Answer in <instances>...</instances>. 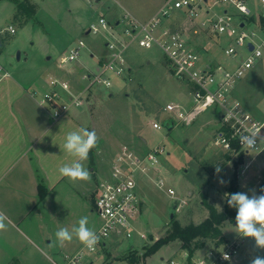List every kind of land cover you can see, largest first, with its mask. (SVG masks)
Wrapping results in <instances>:
<instances>
[{"label":"rangeland","instance_id":"1","mask_svg":"<svg viewBox=\"0 0 264 264\" xmlns=\"http://www.w3.org/2000/svg\"><path fill=\"white\" fill-rule=\"evenodd\" d=\"M164 1L33 0L38 5L36 18L20 24L14 22L15 7L12 1L0 0V40L4 39L0 66L15 74L32 78L37 75L40 96L48 87L43 88L39 83L44 84V80L49 83L51 73L75 83V88L72 85L75 92L84 90L83 104L71 106V109L79 111L77 115L80 112L84 114L83 123L88 125L89 131H95L98 137L87 159L94 170L91 180L94 187L103 176H108L114 158L124 144L132 146L137 154L152 150L156 144L166 146L160 163L140 173L138 192L142 197V213L134 229L126 236L121 231L108 239L106 245L93 255L90 264H131L128 258L141 256L144 244H150L164 235L175 203L178 206L173 216L176 215L183 224L199 222L208 216V210L202 205V193L219 209H223L233 176L237 177L240 192L252 195L251 190H254L256 195L262 194L260 186L264 182V152L250 160L246 176H238L241 160L237 157L228 159L215 172L224 152L222 147L219 148L213 142L218 123L212 108L188 125L172 121L171 129L153 127L155 121L167 120L164 106L169 101L184 107L191 103L185 81L172 71L158 46L145 48L132 45L128 49L126 61L129 72L123 76L110 75V86L99 82L91 84L92 77L89 78L88 74L96 72L98 60L103 62L106 49L104 37L87 33L88 25L99 16H105L110 23H117L125 12L146 20L159 11ZM259 2H249L256 18L264 14ZM177 14L174 11L167 20L175 19ZM9 25L15 27L14 33L8 30ZM188 27L191 28L190 23ZM80 38L86 41L87 47L82 48L76 61L68 63L64 69L60 68L59 56L67 53ZM90 50L95 56L90 55ZM18 52L20 58H17ZM239 52L242 55L248 53L245 47L239 48ZM229 58L226 54H220L217 60L223 64L231 61L235 65L236 62ZM237 93L249 111L263 116L264 56L239 81ZM254 154L255 151L250 152L249 158ZM244 161L247 162L248 158ZM156 177L162 178L163 184L157 185L154 181ZM170 189L174 193H170ZM99 224L101 219L93 212L88 218L89 228L93 231ZM235 227L236 224L227 222L222 229L227 240L238 239L241 243L239 253L221 264H250L254 256H264V249L255 247L254 239L239 235ZM57 231L51 225L44 232L41 229L34 232H18L14 229L0 232V264L61 263L57 244L63 246V252L67 253L76 251L83 244L75 236L71 241L61 243L55 235ZM46 238L51 239V242H45ZM214 248L216 241L208 240L203 248L187 256V252L180 248L179 241L173 240L141 259L140 264H172L171 260L178 264H193Z\"/></svg>","mask_w":264,"mask_h":264},{"label":"built area","instance_id":"2","mask_svg":"<svg viewBox=\"0 0 264 264\" xmlns=\"http://www.w3.org/2000/svg\"><path fill=\"white\" fill-rule=\"evenodd\" d=\"M259 1L264 8V0ZM249 2L250 0H165L159 11L146 20L138 19L129 12H125L117 23H110L105 16H99L88 25L87 33L101 34L104 37L106 56L102 63L97 64L96 72L88 74L89 78L92 77L91 84L99 82L110 86V75L123 76L129 72L126 61L128 49L132 45L145 48L158 46L172 71L185 81L191 95V103L186 107L172 101L165 104L167 121L188 125L201 113L212 108L218 123L213 142L231 157H241L237 173L238 176H246L250 160L264 152V141L257 139L256 147L249 148L242 139L251 134L264 137V101L263 116L259 117L233 94L239 81L264 56V14L256 18ZM178 10L185 13L187 24H168L167 18ZM8 30L14 33L15 27L9 25ZM203 32L209 35L208 41L224 37L225 40L216 41L222 44V54L229 56L236 64L231 65V61L227 64L220 60L205 61L203 58L208 51L207 41L196 39ZM84 47H87L86 41L78 39L67 53L59 56L58 66L64 68L68 63L76 61ZM242 47L247 49L246 55L240 54L239 48ZM49 83L51 87L44 92L42 102L53 107L55 117L67 112L71 106L83 104L84 90L75 93L71 91L69 82L54 76L50 77ZM61 89L68 92V97H63ZM153 127L166 128L163 120L155 121ZM165 148V144L160 143L144 154H137L132 146H122L108 176L102 178L97 185L94 207L101 219V224L94 231L98 237L97 244L92 249L82 245L72 253H64L61 255L62 262L54 261L55 264H90L93 255L106 245L108 239L121 231L126 236L134 229L142 213V197L138 192L140 173L160 163ZM252 151L255 154L249 158ZM246 158L247 162L244 161ZM154 181L157 185L163 184L160 177H156ZM260 188L264 189V182ZM169 192L174 193V190L170 189ZM141 236L145 237L143 234ZM240 244L238 239L227 240L221 247L217 245L208 250L193 264L224 263L239 253ZM185 255L188 256V253ZM171 263L178 264L174 260Z\"/></svg>","mask_w":264,"mask_h":264},{"label":"crops","instance_id":"3","mask_svg":"<svg viewBox=\"0 0 264 264\" xmlns=\"http://www.w3.org/2000/svg\"><path fill=\"white\" fill-rule=\"evenodd\" d=\"M177 12V17L167 23L187 24L185 13L181 10ZM208 38L209 35L204 32L196 37L201 42L207 41L208 51L204 53L203 59L217 60L222 54V44L216 40L225 39L220 36L219 39L211 38L208 41ZM90 55L95 56L92 50ZM36 78L37 75L32 78L15 74L0 66V212L8 217L4 231L14 229L18 232H34L41 229L44 232L51 225L58 230L68 228L71 231L74 226L78 227L80 218H89L96 212L94 202L98 184L94 187L91 181L94 170L88 160L82 163L90 171V180L73 182L60 174L62 166L70 165L77 159L63 145L69 132L79 128L89 130V127L83 123L84 114L80 112L77 115L79 111L76 109L70 108L55 117L53 107L42 102ZM59 79L69 82L71 91L75 92V83L64 77ZM39 84L50 89L47 80ZM60 91L63 97H68V92ZM233 94L238 97L237 86ZM39 183L48 189L40 203ZM45 242L50 243L51 239L46 238ZM57 247L60 256L67 253L63 252L60 244Z\"/></svg>","mask_w":264,"mask_h":264},{"label":"clouds","instance_id":"4","mask_svg":"<svg viewBox=\"0 0 264 264\" xmlns=\"http://www.w3.org/2000/svg\"><path fill=\"white\" fill-rule=\"evenodd\" d=\"M97 135L95 131L86 128H79L67 134L64 149L75 159L70 165H64L59 169L62 176L70 181L90 180V171L84 167L83 161L88 159L89 152L96 146ZM243 141L249 148H255L257 139L264 141V137L258 134H251L243 137ZM252 195L246 192L229 193L227 203L236 209V229L242 237L252 238L255 247L264 249V189L260 195H256L254 190ZM8 217L0 212V231L6 230ZM59 242L71 241L75 236L85 247L92 249L98 242V237L94 231L88 227V217L79 219L78 227L74 226L71 231L68 228H60L56 232ZM250 264H264V256H254Z\"/></svg>","mask_w":264,"mask_h":264},{"label":"trees","instance_id":"5","mask_svg":"<svg viewBox=\"0 0 264 264\" xmlns=\"http://www.w3.org/2000/svg\"><path fill=\"white\" fill-rule=\"evenodd\" d=\"M11 1L15 4L14 22L24 24L36 18L38 5L33 0ZM3 42L4 39L1 38L0 53L3 50ZM167 124H169L168 121ZM91 152L92 149L90 150ZM223 155L222 160L218 162L219 165L215 167V172H218L226 161L231 158L229 153H224ZM239 159L241 160V157ZM47 192L48 189L42 183H39V203L44 200ZM234 192H240L236 176L231 178L227 194ZM201 196L202 205L208 210V216L204 220L183 224L176 215L173 217L170 215L164 235L150 244H144L141 256H132L128 258L129 262L131 264H140L141 259L173 240H178L180 248L185 250L188 255H192L196 250L203 248L208 240L216 241V246L224 243L227 239L222 228L227 222L236 224V209L228 205V195H226L223 209H219L213 202L209 201L205 193H202Z\"/></svg>","mask_w":264,"mask_h":264},{"label":"water","instance_id":"6","mask_svg":"<svg viewBox=\"0 0 264 264\" xmlns=\"http://www.w3.org/2000/svg\"><path fill=\"white\" fill-rule=\"evenodd\" d=\"M96 1H99V0H96ZM250 47L252 48V45L250 44ZM17 58H20V52H18V54H17ZM172 122L170 123V125H168L167 124V121H163V126H165L166 128H168V129H171V127H172ZM177 206H178V204L177 203H175L174 205H173V209H175V208H177ZM173 209H172V211H171V217H173V215H174V213H173Z\"/></svg>","mask_w":264,"mask_h":264}]
</instances>
